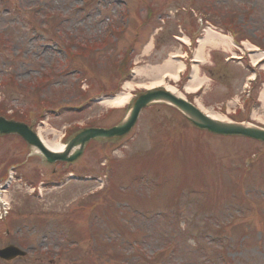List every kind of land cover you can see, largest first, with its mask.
Returning a JSON list of instances; mask_svg holds the SVG:
<instances>
[{"label": "rangeland", "instance_id": "rangeland-1", "mask_svg": "<svg viewBox=\"0 0 264 264\" xmlns=\"http://www.w3.org/2000/svg\"><path fill=\"white\" fill-rule=\"evenodd\" d=\"M188 5L220 10L230 20L244 6L232 19L237 38L264 49V0H10L0 9V115L41 127L58 142L85 125L117 123L131 101L115 108L101 104L100 96L120 90L133 99L144 89L123 90L127 67L128 80L151 79L132 70L161 65L178 49L180 41L170 36ZM197 22L189 13V28ZM237 41L231 50L245 52L243 63L250 64L248 42ZM225 54L209 50L199 63L188 53L186 64L198 63L210 79L197 97H185L224 121L264 127L257 116L264 117V107L255 100L264 67L256 65L246 98L240 89L248 72L224 64ZM39 71L49 82L35 78ZM188 74L167 81L184 92ZM227 94L240 96L238 106L220 104ZM263 153L264 143L197 130L163 104L144 109L124 137L90 141L69 164L48 165L19 136H0V178L10 175L0 247L26 249L24 257L0 264H264ZM195 242L201 252L189 253Z\"/></svg>", "mask_w": 264, "mask_h": 264}, {"label": "water", "instance_id": "water-1", "mask_svg": "<svg viewBox=\"0 0 264 264\" xmlns=\"http://www.w3.org/2000/svg\"><path fill=\"white\" fill-rule=\"evenodd\" d=\"M152 101H163L174 105L180 109L187 118L192 121L196 126L201 128H206L211 132L220 134H242L257 139L264 140V130L256 129L255 127L244 126L235 123H225L210 119L203 115L198 109L194 107L188 101L177 97L176 95L164 91V90H154L148 91L140 95L133 103L131 110L126 115V118L117 126L111 128H87L83 129L77 133L70 141L67 143L65 151L61 153H53L47 150L39 141L36 134L31 130V128L24 123L6 120L0 117V133H17L22 138H24L32 147L40 151V153L49 161L52 162L56 159H75L82 151L84 144L94 137L108 138L115 135H122L126 133L134 124L138 113L142 107L147 105ZM73 150L72 153L68 155L69 150ZM15 253V252H14ZM12 248H5L0 250V255L8 257L9 254L13 255Z\"/></svg>", "mask_w": 264, "mask_h": 264}, {"label": "bare ground", "instance_id": "bare-ground-1", "mask_svg": "<svg viewBox=\"0 0 264 264\" xmlns=\"http://www.w3.org/2000/svg\"><path fill=\"white\" fill-rule=\"evenodd\" d=\"M230 39L229 37L223 36L221 34H218L210 29H205V33L202 38L199 39V47L195 51L194 59L196 62L203 63L204 61V48L206 46H213L217 47L223 46L225 50L229 49L230 45ZM151 43L147 45L145 48L144 52L148 51L151 48ZM253 59H256L257 57L261 56V54H250ZM123 60V59H122ZM264 67V63L262 65ZM130 67H127V72L130 71ZM185 70V65L183 62L179 60H172V59H166L163 65L159 66H139L135 67L132 70V75L134 77L137 76H151V79L148 80V82H134L132 80H127L123 82L122 88L124 90H131L134 86H140L143 88H151V87H156V86H161L164 87L166 90L170 91L171 93L180 96V97H185V93L187 94H195L197 93L200 89L202 90L205 89V86H207V81H209V78L206 75H201L198 67V63H195L192 65L188 80L183 86V91H181L179 88H177L174 85L169 84L166 81V78L169 80H172L173 82H178L180 79L179 74ZM225 73V71H223ZM256 79V77L252 80V82ZM228 80V78H227ZM262 84V82H261ZM199 92V93H200ZM130 96V93L128 91H122L119 93H116L115 95L112 96H107V97H101L100 103L103 105L115 107V108H121L124 106L126 101L128 100ZM231 94L225 95L224 98L230 97ZM197 97V94L195 95ZM256 102L257 103H262V106L264 107V84L259 89L258 95L256 96ZM234 101H237V99H234ZM194 107L198 109L203 115L206 117L220 121L219 114H217L215 111L212 109H209L205 107L202 103H198L195 101ZM254 109V108H253ZM251 109V111H253ZM127 115V114H126ZM126 115H124L118 122L121 123L125 118ZM253 115H256V112H253ZM259 119L262 120V123H264V117L261 115H257ZM252 119V118H251ZM223 121V119H221ZM221 122V121H220ZM251 122H253L251 120ZM256 129H263L261 126H255ZM41 127L38 130V137L39 141L41 142L42 145H44L46 148L52 151H61L63 148V144L61 142L55 141L54 139H49L47 136H45L41 132ZM67 159H59L56 161L60 162L62 164H65Z\"/></svg>", "mask_w": 264, "mask_h": 264}]
</instances>
